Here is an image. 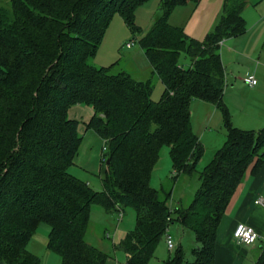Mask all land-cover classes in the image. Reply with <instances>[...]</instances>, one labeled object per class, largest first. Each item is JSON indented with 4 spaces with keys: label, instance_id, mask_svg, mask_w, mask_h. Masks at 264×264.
Masks as SVG:
<instances>
[{
    "label": "trees",
    "instance_id": "1",
    "mask_svg": "<svg viewBox=\"0 0 264 264\" xmlns=\"http://www.w3.org/2000/svg\"><path fill=\"white\" fill-rule=\"evenodd\" d=\"M147 1L0 0V263L40 264L27 244L45 223L46 247L59 264H105L109 253L85 240L91 208L100 205L135 212L134 227L115 245L128 254L126 264H147L174 221L192 236L190 256L179 240L166 264H215L219 220L247 171L255 174L264 162V127L233 126L222 100L220 42L245 32L247 0H224L218 24L202 41L168 22L173 8L200 0H161V17L140 40L164 86L158 101L150 79L89 63L112 18L134 31L135 10ZM194 99L216 105L226 132L200 172ZM78 104L93 109L86 127L106 149L102 191L69 172L82 138L67 113ZM165 146L174 175L158 190L150 179ZM181 175L196 176L199 185L191 198L169 205ZM254 264H264V242Z\"/></svg>",
    "mask_w": 264,
    "mask_h": 264
},
{
    "label": "crops",
    "instance_id": "2",
    "mask_svg": "<svg viewBox=\"0 0 264 264\" xmlns=\"http://www.w3.org/2000/svg\"><path fill=\"white\" fill-rule=\"evenodd\" d=\"M251 3L252 0H247L242 11V17L244 21H246L245 32L237 37L223 40L219 52L226 81L222 100L228 108L231 122L233 126L237 128L257 131L264 127V51L262 49L264 43V16L261 17L260 14L262 13L260 12L262 8H258L259 12H257L259 15L255 10L251 17H248V9L252 6ZM215 12L213 18H208L207 16L197 23V26L201 28L202 34H196L186 28L187 32L186 30L184 31L186 35L202 41V39L215 28L220 20L222 15L221 10L218 9L215 10ZM203 35H205V37L201 38ZM147 68L149 70H147L143 76H135L134 79L136 81H145L147 73L150 72L152 77L151 83H159L162 90H164V86L159 77L152 72L150 63L147 65ZM249 75L254 76L257 80L256 85L252 87L243 80ZM160 97L157 98L151 95L153 101H158ZM67 114L69 119L78 122V133L82 138L78 154L75 158L76 161V159L80 157L79 162L74 161V168L78 169L79 173L77 177L85 181L90 187L92 186L93 178L98 177L102 186V180L105 176V169H102L101 166L104 157L102 152L103 140L95 132L86 127L94 111L90 106L78 104L69 108ZM190 118L192 130L198 137L205 153H211L213 151L214 155L216 151L223 146L226 140L221 112L214 104L194 99L190 104ZM80 149H83L82 156L79 153ZM171 175L173 176L174 174L172 173ZM176 194L175 190L171 196L170 205H175L179 198H185L181 193ZM259 199L260 202L256 203ZM102 208L106 212H109V214L114 215V213H116L114 210ZM91 209H93V206ZM124 217L125 214L123 210V217L118 223H122ZM177 223V221H174L171 225ZM238 223L247 224L253 227L258 233V239L253 244L246 245L236 242L232 232ZM40 225L41 227L39 229L37 228L38 230L28 242L27 248L37 256L38 252H42V255L46 257L49 256L48 253L51 252L46 247L49 226L45 223ZM171 225L170 229H172ZM108 229L109 228H104L96 232L92 231L90 237L93 238L91 239L93 240L92 242L97 244V247L99 246L98 248L101 250L109 253V257L105 264H126L128 254L121 249H116L115 245L129 230L119 233V236L115 237V239L113 236L114 232L112 233V231ZM116 230L118 232L119 228ZM177 230L180 232V226L176 228V232ZM90 231L91 222L89 220L85 237L88 236ZM190 238L192 241V236H190ZM179 240L180 239L175 240L174 238L175 243ZM263 242L264 162L255 174H251L250 170L247 171L244 180L236 188L219 220L216 228L215 264H254L260 253V247ZM40 264H44L41 258Z\"/></svg>",
    "mask_w": 264,
    "mask_h": 264
},
{
    "label": "rangeland",
    "instance_id": "3",
    "mask_svg": "<svg viewBox=\"0 0 264 264\" xmlns=\"http://www.w3.org/2000/svg\"><path fill=\"white\" fill-rule=\"evenodd\" d=\"M160 3L161 0H148L135 10L133 21L134 31L129 28V26L124 22L121 17L115 15L106 30L104 38L98 47L96 55L89 61V63L94 67H109L110 65H112L113 73L126 72L132 78H135V76H143V74L147 70H149L147 68L149 62L142 48L140 47V40L150 30L153 23L161 17L162 13L160 10ZM251 5L252 6L250 7V9H248V17H251L253 11L256 10L257 12L258 8H262V11H260L262 13L260 14L261 17L264 16V0H252ZM222 6L223 0H200L197 4L188 3L183 6H177L171 11L168 17V22L170 25L182 28L184 31L187 28V30H190L191 32H195L196 34H202L201 28L197 26V23L201 21V19L206 18L207 16L208 18H213L216 13L215 10L220 9L222 12ZM204 37L205 35H203L201 38ZM131 41H135L134 46L131 48H126V43H129ZM180 63L184 66H188L187 64H189L188 59L184 55L181 56ZM151 78L152 77L150 72L147 73L145 80H151ZM162 91V87L159 83L152 84L151 95L153 97L156 96L157 98H159L163 93ZM82 151L83 149H80L79 153L81 156L83 153ZM213 157V151L211 153H205L204 150L203 155L200 161L198 162V166L196 168L197 171H203L204 168L210 163ZM79 159L80 157H78L75 162H79ZM101 166L102 169H105L103 161L101 163ZM74 167L75 165L69 169V172L75 176H78V169ZM171 172V161L168 155V148L165 146L160 151L159 161L152 172L150 185L153 188L159 190L161 184H168L169 181H167L166 178L170 179ZM92 182L93 183L91 188L93 190H102V186L98 177H94ZM198 185L199 182L196 176H192L190 178L186 175H181L176 183V193L183 194L186 199L191 198ZM124 214L125 217L123 219V222L118 223L121 219L118 220L117 213H114V215L109 214V212H106L100 205H94L93 209H91L90 211L89 218L91 222V231L88 236L85 237V240L97 246V244H94V242H92L93 240L91 239L93 238H90L92 235V231L96 232L104 228H109L108 230L112 231V233L114 232L113 236L115 238L119 236V233L131 230L134 227L135 223V212L132 207L127 206L124 208ZM179 226L180 225L178 223L175 225H171L172 229H170V234L175 238V240H181L185 247L187 256L189 257V245L191 242V235L190 233L182 232V230H180V232L177 230L176 232V228H179ZM40 227L41 225H39L38 229ZM118 228L119 231L117 232L116 229ZM172 250L168 249L165 242V238L163 237L158 243L153 256L149 259L147 264H166V259L169 257ZM42 254V252H38V257L39 259H42L44 264H59L60 258L58 254L50 252L48 253L49 256L46 257H44ZM0 264L4 263L1 262Z\"/></svg>",
    "mask_w": 264,
    "mask_h": 264
},
{
    "label": "built area",
    "instance_id": "4",
    "mask_svg": "<svg viewBox=\"0 0 264 264\" xmlns=\"http://www.w3.org/2000/svg\"><path fill=\"white\" fill-rule=\"evenodd\" d=\"M135 41H131L129 43H126L125 47L126 48H131L134 46ZM223 42V41H222ZM220 42V45L221 43ZM244 82L247 83L249 86H254L257 83V80L254 76L249 75L246 76L244 79ZM105 148L102 147V152L103 154L105 153ZM260 199L256 202L259 203ZM116 211L118 220H120L123 216V211L119 206H116ZM233 237L236 240V242L241 243V244H253L257 239H258V233L255 231V229L247 224L244 223H238L234 229H233ZM165 242L169 250H172L175 247V241L173 236L170 234V226L167 229V231L164 234Z\"/></svg>",
    "mask_w": 264,
    "mask_h": 264
},
{
    "label": "water",
    "instance_id": "5",
    "mask_svg": "<svg viewBox=\"0 0 264 264\" xmlns=\"http://www.w3.org/2000/svg\"><path fill=\"white\" fill-rule=\"evenodd\" d=\"M108 163H109V160L107 159V160H106V164H108Z\"/></svg>",
    "mask_w": 264,
    "mask_h": 264
}]
</instances>
